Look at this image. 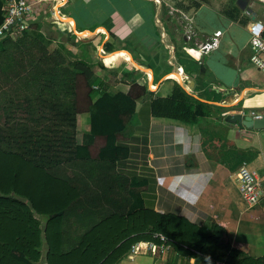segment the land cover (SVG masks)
<instances>
[{
    "label": "trees",
    "instance_id": "trees-1",
    "mask_svg": "<svg viewBox=\"0 0 264 264\" xmlns=\"http://www.w3.org/2000/svg\"><path fill=\"white\" fill-rule=\"evenodd\" d=\"M4 6L0 0V25ZM53 24L68 28L60 19ZM38 26L0 41V264H117L138 242L206 264H264V256L232 246L216 222L204 228L145 206L144 182L116 166L127 154L117 135L150 93L146 85H111L83 59L86 52L68 62ZM151 108L190 123L207 114L178 82ZM83 113L89 132L79 128Z\"/></svg>",
    "mask_w": 264,
    "mask_h": 264
},
{
    "label": "crops",
    "instance_id": "crops-1",
    "mask_svg": "<svg viewBox=\"0 0 264 264\" xmlns=\"http://www.w3.org/2000/svg\"><path fill=\"white\" fill-rule=\"evenodd\" d=\"M28 1L31 22L48 35L75 51L87 39L98 49L91 57L109 56L107 66L98 62L99 76L122 75L121 82H138L151 93L137 100L132 132L125 133L127 126L117 135L118 145L127 149L117 170L144 182L145 206L184 215L204 228L216 222L225 227L232 246L264 256V195L249 206L236 178L245 163L264 186V128L227 119L240 112L264 114V72L252 63L250 44V24L264 22V0L250 1L253 12L238 0ZM54 19L68 28L53 24ZM219 30L216 45L207 47ZM176 82L205 103L207 114L191 123L152 114V100L169 96ZM43 250L45 255L46 243ZM167 251L168 256L130 251L117 264H206L172 247Z\"/></svg>",
    "mask_w": 264,
    "mask_h": 264
},
{
    "label": "built area",
    "instance_id": "built-area-1",
    "mask_svg": "<svg viewBox=\"0 0 264 264\" xmlns=\"http://www.w3.org/2000/svg\"><path fill=\"white\" fill-rule=\"evenodd\" d=\"M46 1V0H40ZM6 11L5 18L0 25V41L8 37H15L30 29L33 22L32 15V4L28 0H4ZM162 35L165 32L161 33ZM221 34V30L215 32V36L208 40L207 47H214L217 43V36ZM250 34H251V48L252 63L264 72V22L261 20H255L250 24ZM250 115L253 118L261 119L264 118V114L252 111ZM236 178L238 181V186L240 194L245 202L249 206H256L262 196L264 195V186L261 177L256 171L249 168L245 163L240 165L237 172ZM164 239L163 236H161ZM143 242L136 243L132 250L135 253H142L144 251H151L153 254L158 252H165L169 246L158 245L155 242Z\"/></svg>",
    "mask_w": 264,
    "mask_h": 264
},
{
    "label": "rangeland",
    "instance_id": "rangeland-1",
    "mask_svg": "<svg viewBox=\"0 0 264 264\" xmlns=\"http://www.w3.org/2000/svg\"><path fill=\"white\" fill-rule=\"evenodd\" d=\"M174 10H178V9L177 8H174ZM54 20H58V19H54ZM50 25H53L52 24V21L50 22ZM38 32L42 33L43 35H45L46 37H48L51 40V44H50V48L51 49H54L55 47L61 49L66 54V57H67L68 62H70L72 60L75 61V60L81 59L82 58V55H83V52H86L85 53V56H83V59L86 60V61L89 60L88 62L94 67V71H95V73L97 75L99 74V72H102L103 71L101 69L102 66H100L102 63L105 66H107L106 65L107 63H106V61L104 59L106 57H109V56H107L106 54H104V56H100L99 58L96 55L97 53H94V55L96 57H94L93 54H92V57L90 56L91 51H94L93 50L94 47L91 48V47H88V45H87L86 46L87 48H85V47H82V45L81 46L80 45H78V46L76 45L78 50L75 51L73 49V47L70 48V46L68 44L63 43L64 41H62L59 37L53 35L52 33H50L48 35L47 34L48 31H47V29H44V27L41 28L40 26H38ZM58 34L61 35V36L63 35L60 32ZM83 40H87V39H83ZM84 42L87 43V41H84ZM98 62H99L100 65L98 64ZM168 70H170V68H168ZM105 77H106L105 78V81L106 82H110V84H112V85L114 83V85H115V81L116 80H120L122 78V75H119V76L116 77L115 74L111 73V74L106 75ZM92 80H94V79H92ZM90 118L91 117H90V114L89 113H85V114L83 113L80 116V126H79L80 131L84 132L85 130H89L90 125H91V119ZM135 121H136V115H134V117L132 118V120L128 124V129L125 132L127 135L132 132ZM165 252H166V250H165ZM165 252H161V255H167L168 256L169 255V252L168 251L166 253Z\"/></svg>",
    "mask_w": 264,
    "mask_h": 264
},
{
    "label": "water",
    "instance_id": "water-1",
    "mask_svg": "<svg viewBox=\"0 0 264 264\" xmlns=\"http://www.w3.org/2000/svg\"><path fill=\"white\" fill-rule=\"evenodd\" d=\"M251 0H238V5L243 9H248L250 12L252 10L250 6ZM142 68L141 66H139ZM143 69V68H142ZM232 118V122H238L241 125H244L246 128H256V129H263L264 128V118L256 119L253 118L251 115H244L243 113H236L231 114L227 117V119Z\"/></svg>",
    "mask_w": 264,
    "mask_h": 264
},
{
    "label": "bare ground",
    "instance_id": "bare-ground-1",
    "mask_svg": "<svg viewBox=\"0 0 264 264\" xmlns=\"http://www.w3.org/2000/svg\"><path fill=\"white\" fill-rule=\"evenodd\" d=\"M57 3V2H56Z\"/></svg>",
    "mask_w": 264,
    "mask_h": 264
}]
</instances>
